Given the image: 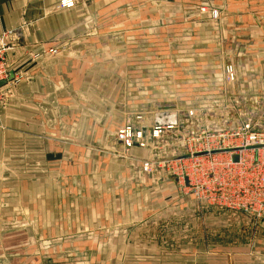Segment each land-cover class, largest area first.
Wrapping results in <instances>:
<instances>
[{
  "label": "rangeland",
  "instance_id": "1",
  "mask_svg": "<svg viewBox=\"0 0 264 264\" xmlns=\"http://www.w3.org/2000/svg\"><path fill=\"white\" fill-rule=\"evenodd\" d=\"M83 1L100 7L96 14L88 13L86 43L68 45L56 41L48 44L51 46L36 48L29 45L33 51H29L28 57L41 61L72 50L76 54H90L87 62L95 63L98 69L96 74L85 78L84 89L86 83L96 82L93 96L101 99L103 111L108 112V122L103 123L108 135H96L97 139H92L93 135L84 137L89 127L85 129L83 125L87 118L84 111L88 110L83 107L92 94L80 93L77 89L80 82L75 77L70 91L60 90L53 96L52 91L49 93L48 99H53L56 105L49 107L48 117L44 108L37 109L40 121L37 152L31 149L35 145L29 142L8 143L5 178L22 182L24 187L39 194L52 189L56 190V196L64 191V196L71 198H88L91 192L105 190L97 182L108 180L111 172L107 167L114 163L141 165L143 173L154 179L163 175L176 182L171 190L172 199L177 198L175 203L186 201L188 204L177 212L172 210L174 206L168 205L166 218L183 213L180 219H168L166 228L171 232L163 236L149 235L153 224L156 227L161 222L152 219L138 221L134 225L136 229L144 224L143 228L129 237L126 230L114 229L109 233L105 228L111 227V221L94 219L88 212L84 224L87 232L84 234L78 226L72 228L71 264H126L122 260H126L127 252L121 249H126L128 243L152 245L156 250L131 253L132 258L145 256L150 260L153 256L156 261L151 264L177 253L166 250L164 245L171 250L181 247L182 243H213L215 249L208 247L199 253L204 257L211 254L216 259L225 255L237 257L239 252H225L220 248L229 244H254V234L191 236L188 232L194 224L191 212L234 217L236 220L230 225L236 230L240 216H247L245 222L249 223V228H254L258 220L250 218L259 217L260 211H264V206L261 210L264 202V95L255 102L254 97L244 100L228 89L236 81V71L247 67L248 59L253 62L260 49L264 51V10L256 12L251 8L263 4L264 0H63L56 10L74 9ZM242 3L246 4V9L239 7ZM20 38L21 31H9L0 38L4 64L14 75L13 80L8 79L4 85L12 84L7 96L0 95L2 106L14 99L15 84L25 78L16 72L18 67L14 58L11 59L20 47ZM148 57L152 68L147 79L149 85L146 84L152 91L150 99L154 104L165 102L166 105L144 115L129 112L125 105V111L116 117L113 104L123 89L124 96L126 90L135 89L143 101V83L138 82L142 77L134 73ZM229 69L233 80L227 79ZM196 72L197 76L192 75ZM81 80L84 83V77ZM66 98L68 102L63 104ZM161 111L183 114L187 118L184 125L144 131L149 115ZM128 132L134 134L136 144L127 146L120 138ZM45 133L52 135L46 139ZM107 137L122 141L123 150L108 149ZM246 140H250L248 151L240 150ZM46 143L53 149L52 157L45 155ZM257 144L263 146L257 147L255 152L252 149ZM135 147L150 151L152 160L133 153ZM96 165L100 166L98 170L94 168ZM71 206L74 205L71 203ZM203 221L206 225L207 221ZM181 228L187 230L184 235L178 234ZM110 244L119 245L120 251H109ZM158 247L165 250L158 251ZM116 257L121 262L115 263Z\"/></svg>",
  "mask_w": 264,
  "mask_h": 264
},
{
  "label": "crops",
  "instance_id": "2",
  "mask_svg": "<svg viewBox=\"0 0 264 264\" xmlns=\"http://www.w3.org/2000/svg\"><path fill=\"white\" fill-rule=\"evenodd\" d=\"M61 1L63 0H0V38L9 31H21L20 47L13 53L14 57L11 59L14 58L13 62L18 67L15 71H19L25 77L21 83L15 84L14 99H9L10 103L5 104L6 106L0 105V125L2 126H0V264H71L69 238L72 228L78 226L85 234L87 231H84V224L88 212L92 213L94 219L97 217L110 220L111 227L105 228L109 233H113L114 229L126 230L125 234L128 237L139 228H143L144 224L136 229L134 225L138 221L152 219L161 221L156 227H153V224L149 235L163 236L167 232H171L166 228L168 219H180L183 216V213L180 212V214H174L171 217L168 214L166 216L169 218H166L164 213H167L168 205L174 206H171L172 210L177 212L182 211L188 204L186 201L175 203L177 198L173 197L174 199H172L171 190L176 187V182L172 179H165L163 175L162 178L159 176L154 179L143 173L141 165L136 164L114 163L109 165L107 170L111 174L108 176V180L97 182L99 187L105 190L91 192L88 198L86 196L74 197L79 198V201H73L74 198L69 196L65 197L64 191L59 192L58 196L55 195L56 190L52 189H47L44 193L39 194L27 189V186L24 187L22 182L8 181L5 178L8 143L29 142L35 145L31 149L37 152L40 138V121L37 109L44 108L46 117H48L49 107L56 105L53 99L51 101L48 99L49 93L52 91L53 96L60 90L70 91L73 88L72 83L76 81L75 77H78L80 82L77 84L79 92L87 93L89 91L92 94L90 101H87L83 107L88 109L84 111L87 118L83 125H85V129L87 125L89 127L87 131L85 130L84 137L93 135L92 139H97L96 135H108L103 129V123L108 122L106 120L108 112L103 111L104 106L101 99H96L93 96V87H97L96 82L91 85L86 83L84 89L87 77L96 74L98 69L95 63L87 62L90 60L88 59L90 54H76L72 50L60 57L48 58L49 60L44 58L41 61H35L28 57L29 51L32 52L33 48L38 45L47 47L51 46L48 44L56 41L68 45L86 43L88 13L96 14L100 7L97 4H87L83 1L74 9L57 11V5ZM245 5L242 3L239 7L242 6L246 9ZM251 8L256 12L263 11L264 3L252 5ZM239 19L241 20V17ZM29 45H33V48ZM72 49L74 48L72 47ZM251 63H253V67H250ZM251 63L248 59L247 67L239 68L236 71V81L230 84L228 89L231 92H237L239 97H243L244 100L254 97L253 101L257 102L258 98L264 95V51L260 49ZM151 70L150 58H144L142 67L134 73V75L142 77L138 82L143 83L144 88L141 91L143 101L138 98V92L135 89L132 92L126 90L125 96L123 89L113 104L116 108V117L120 112L125 111V105L129 108V112L142 113V115L146 112L150 114L154 109L166 105L165 102L154 104L150 99L152 91L148 86L146 87V84L149 85L147 79H150ZM182 72L183 70H180V74ZM192 75L197 76L198 72ZM81 77H84V83H82ZM9 87H12V84L1 87L0 95L6 97L10 91ZM65 102H68L67 98L63 99V104ZM154 114L149 115L145 131L155 129L152 124ZM51 126L53 127L52 122ZM11 129L13 131H9ZM45 135L48 139L52 134L45 133ZM105 140L108 149L117 147L115 138L107 137ZM46 145L47 153L45 155L52 157L53 149L49 143ZM84 146L86 148V144ZM132 152L143 155L145 160L151 158L150 151L142 150L139 147H135ZM99 167L94 166L95 170H98ZM71 203L74 206H71ZM178 205L180 206L178 207ZM260 212L263 214L262 216L260 214L254 219L250 218V220H258L254 228H249V223L245 222L248 220L247 216H240L237 220L236 230L232 229L230 225L236 220L234 217L204 216L198 212H191L192 224L196 225L195 227L193 224L188 232L191 236L237 234L246 236L254 234L256 240L254 244L249 245L229 244L226 248L219 247L225 252H239L237 257L225 255L219 259H216L214 254L207 257L199 255L209 249L208 247L212 250L215 249L213 243H191L188 245L182 243L181 247L171 250L164 245L166 250L177 253L166 256L164 259H157L156 264H264V211ZM204 219L207 221L206 225ZM185 232L187 230L183 231L181 228L178 234L184 235ZM165 249L158 247L157 250ZM108 250L118 253L120 246L110 244ZM121 250L127 252L126 260H122L126 264H138L139 261L143 264L150 261L148 264H151L156 261L153 256L150 260L145 259V256H134L133 258L131 256L132 252L156 250L152 245H131L128 243L126 249ZM112 258L114 257L112 256ZM117 260L120 261L116 257L114 262L116 263Z\"/></svg>",
  "mask_w": 264,
  "mask_h": 264
},
{
  "label": "water",
  "instance_id": "3",
  "mask_svg": "<svg viewBox=\"0 0 264 264\" xmlns=\"http://www.w3.org/2000/svg\"><path fill=\"white\" fill-rule=\"evenodd\" d=\"M14 75L13 73H10L9 81L13 80ZM7 84V81H3L0 83V88L4 85ZM164 109V108H162ZM187 117L185 115L180 114L178 115L177 113L173 112H168V111H161V112H156L153 117V127L155 128H162V127H172V126H178V125H184V120ZM143 130L145 131L146 128L144 127ZM116 146L118 147L119 151H122L123 148V142L122 141H117ZM235 160H238V157H235Z\"/></svg>",
  "mask_w": 264,
  "mask_h": 264
},
{
  "label": "built area",
  "instance_id": "4",
  "mask_svg": "<svg viewBox=\"0 0 264 264\" xmlns=\"http://www.w3.org/2000/svg\"><path fill=\"white\" fill-rule=\"evenodd\" d=\"M4 47H1L0 45V83L3 82V81H7L10 77V72L6 69V66L4 64V60H5V55H4V52H3V49ZM233 72L231 69H229L227 71V79L228 80H233ZM158 132V130L156 131ZM142 134H140L139 136H141ZM124 143H126L127 146H131L132 144H136L133 140L135 138L134 134L133 133H126V135H123L120 137ZM251 140V139H250ZM250 140H246L245 141V144L242 148H240V150H246L248 147H249V142ZM258 145V144H257ZM260 146H263V145H260ZM259 145L258 146H255L254 150L255 152L258 150L257 147H260ZM248 151V150H246ZM263 206H264V202L261 203V210L263 209Z\"/></svg>",
  "mask_w": 264,
  "mask_h": 264
}]
</instances>
